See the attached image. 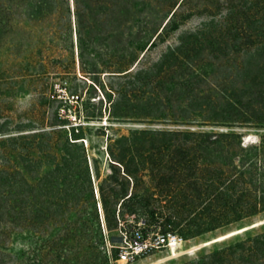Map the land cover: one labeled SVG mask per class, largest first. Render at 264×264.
Masks as SVG:
<instances>
[{
  "label": "trees",
  "instance_id": "obj_1",
  "mask_svg": "<svg viewBox=\"0 0 264 264\" xmlns=\"http://www.w3.org/2000/svg\"><path fill=\"white\" fill-rule=\"evenodd\" d=\"M140 5V0H0V52L21 62L28 57L27 69L35 66L41 71L55 65L68 70L63 56L70 50L74 22L81 67L119 72L137 59L142 44ZM174 17L176 12L151 47L165 33L180 29ZM222 26L220 33L231 38L235 28ZM253 34L236 36L264 55V31ZM115 35L119 41L110 47L108 41ZM194 36L191 44L182 42L163 56L158 64L159 73L164 74L161 80L180 68L190 47H203L207 39ZM222 40L219 46L226 47L230 39ZM98 53L106 57L89 60ZM246 77L243 87L223 88L221 100L210 99L198 106L192 103L189 109L202 111L201 119L186 117L177 122L229 128L264 126V61L249 69ZM52 91L51 98L60 102L57 122L71 125L69 131H56L55 138L52 133L0 137V264H112L118 258L117 244L109 255L102 217L97 211H87L88 203L95 202L91 166L98 161L85 146L84 125L75 126L70 120L75 112L72 102H79L80 96L73 94L71 100ZM113 115L125 118L121 113ZM240 137L235 132L155 130L109 135L106 151L112 171L118 169V173L99 186L107 227L120 223L113 207L135 202L134 206L145 208L150 205L152 190L181 195V200L172 198L176 206L188 201L204 206L194 234L263 212L264 137L251 147H244ZM163 152L168 154L166 171V165L160 163ZM132 166L143 168V173ZM96 177L101 175L96 173ZM139 182L146 184L145 196L129 195L131 185L136 191ZM155 214L152 211L148 217L154 219ZM174 218L176 215H161L152 224L148 219L138 223L166 232L176 224ZM191 264H264V230L224 243Z\"/></svg>",
  "mask_w": 264,
  "mask_h": 264
},
{
  "label": "rangeland",
  "instance_id": "obj_2",
  "mask_svg": "<svg viewBox=\"0 0 264 264\" xmlns=\"http://www.w3.org/2000/svg\"><path fill=\"white\" fill-rule=\"evenodd\" d=\"M140 1L139 35L142 44L137 59L119 72L81 67L74 22L73 33L69 35L70 50L63 56L65 64L69 63L68 70H61L55 65H49L47 70L41 71L36 70L35 66L27 69L25 61L28 57L21 62L5 51L0 52V137L34 133L44 136L52 133L51 137L55 138L57 135L54 132L63 128L69 131L71 125L61 126L57 122L60 102L51 98L52 90L59 91L71 100L74 99L73 94L79 95V102H72L75 112L70 114V120L75 126L84 125L85 146L88 147L91 157L98 161L96 166H91L95 202L88 203L87 211H97L102 217L103 235L107 240L109 255L112 245L121 240V224H137L144 219L152 224L158 216L166 218L176 215V224L170 230L187 241L184 253L173 256L169 250H161L130 264H191L224 243L264 230V211L241 221L194 234L201 223L200 217L205 213L204 206L198 202L191 204L189 201L176 206L172 198L181 200V195H166L160 190H152L149 192L150 205L145 208L134 206L135 202L124 208L121 203L113 207L116 220L120 223L117 227L108 228L99 186L108 176H116L118 173V169L112 171L108 159V136H129L135 130L235 132L241 135L238 141L244 147L260 144L264 137L263 125L250 124L229 128L186 125L177 121L186 117L201 119L202 111L189 109L192 103L198 106L210 99L221 100L223 95L220 91L223 88L243 87L248 81V70L256 68L264 61V55H258L255 47L249 48L248 44H244L237 37L242 33L256 35L258 31H264V0ZM175 12L176 17L173 19H178L180 29L165 33L151 47ZM222 24V29L226 27L229 30L228 26L235 28L231 31V38L220 33ZM236 30L239 32L236 33ZM199 34L202 35L199 38L207 39L203 47L194 49L190 45L188 48L191 53L183 56L180 68L175 67L171 76L161 80L164 74L159 73L158 64L163 56L171 48L179 47L182 42L191 44L196 37L194 35ZM236 37L238 40L234 41ZM222 38L230 39L226 42V47L219 46L221 41L224 43ZM118 41L119 37L115 35L109 39L108 44L114 47ZM213 42L216 46L212 45ZM105 57L98 53L89 57V60L99 61ZM54 83H57L55 87ZM60 84L64 86L63 89ZM114 112L121 113L125 118L115 117ZM106 126L109 127L108 130H105ZM167 155V152H163L160 156L163 159L160 163L166 165L165 171L169 165ZM132 167L133 170L138 168ZM142 169L138 168L140 174L143 173ZM96 173L101 175L100 179L96 177ZM108 185L111 184L107 183ZM145 188L146 184L139 182L138 188L133 191L131 185L129 195L136 192L138 196L144 197V193H147ZM152 211L156 213L154 219L148 217ZM255 225L258 226L215 242L218 238ZM112 264L126 263L113 261Z\"/></svg>",
  "mask_w": 264,
  "mask_h": 264
},
{
  "label": "built area",
  "instance_id": "obj_3",
  "mask_svg": "<svg viewBox=\"0 0 264 264\" xmlns=\"http://www.w3.org/2000/svg\"><path fill=\"white\" fill-rule=\"evenodd\" d=\"M74 98V97H73ZM120 242L116 245L118 258L116 262L134 263L138 259L161 250L185 251L184 237L171 230L164 232L160 227H149L144 223L121 224Z\"/></svg>",
  "mask_w": 264,
  "mask_h": 264
},
{
  "label": "water",
  "instance_id": "obj_4",
  "mask_svg": "<svg viewBox=\"0 0 264 264\" xmlns=\"http://www.w3.org/2000/svg\"><path fill=\"white\" fill-rule=\"evenodd\" d=\"M257 226H258V225H255V226H252V227H249V228H244V229H242V230H240V231H237L236 233H234V234H232V235H230V236H228V237H226V238H224V239H221V240H218V241H215V242H219V241L225 240V239H227V238H230V237L235 236V235H237V234L243 233V232H245V231H247V230H249V229H251V228H255V227H257Z\"/></svg>",
  "mask_w": 264,
  "mask_h": 264
},
{
  "label": "bare ground",
  "instance_id": "obj_5",
  "mask_svg": "<svg viewBox=\"0 0 264 264\" xmlns=\"http://www.w3.org/2000/svg\"><path fill=\"white\" fill-rule=\"evenodd\" d=\"M232 234H233V233H232ZM232 234H230V235H232ZM230 235H228V236H230ZM228 236H224V237L218 238V239H216L215 241H218V240L224 239V238H226V237H228ZM170 253L173 254V256H176V255H177V252H176V251H170Z\"/></svg>",
  "mask_w": 264,
  "mask_h": 264
}]
</instances>
